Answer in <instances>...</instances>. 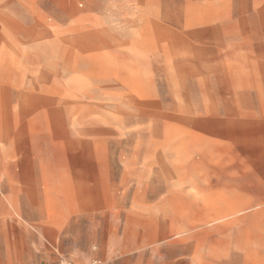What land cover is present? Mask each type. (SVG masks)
I'll return each mask as SVG.
<instances>
[{"label": "rangeland", "instance_id": "rangeland-1", "mask_svg": "<svg viewBox=\"0 0 264 264\" xmlns=\"http://www.w3.org/2000/svg\"><path fill=\"white\" fill-rule=\"evenodd\" d=\"M264 264V0H0V264Z\"/></svg>", "mask_w": 264, "mask_h": 264}, {"label": "built area", "instance_id": "built-area-1", "mask_svg": "<svg viewBox=\"0 0 264 264\" xmlns=\"http://www.w3.org/2000/svg\"><path fill=\"white\" fill-rule=\"evenodd\" d=\"M53 264H67V262H63V261H60V262H56V263H53ZM91 264H102L100 261H93Z\"/></svg>", "mask_w": 264, "mask_h": 264}]
</instances>
